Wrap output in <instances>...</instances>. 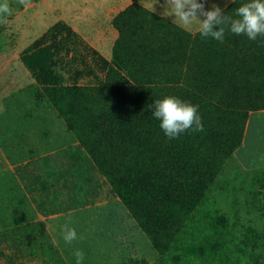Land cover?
<instances>
[{"label": "trees", "instance_id": "trees-1", "mask_svg": "<svg viewBox=\"0 0 264 264\" xmlns=\"http://www.w3.org/2000/svg\"><path fill=\"white\" fill-rule=\"evenodd\" d=\"M138 2L111 20L108 59L61 22L26 47V107L31 98L55 112L157 254L152 264H264V169L244 172L234 158L250 113L264 110V36L202 38ZM165 96L197 105L203 131L169 139L149 107ZM44 237L40 223L0 230V260L64 264Z\"/></svg>", "mask_w": 264, "mask_h": 264}, {"label": "rangeland", "instance_id": "rangeland-1", "mask_svg": "<svg viewBox=\"0 0 264 264\" xmlns=\"http://www.w3.org/2000/svg\"><path fill=\"white\" fill-rule=\"evenodd\" d=\"M70 1L28 0L26 4L21 5L19 0H7V3L11 2L13 7L12 15L6 17V23L2 24L0 28V105L5 101L11 105L14 104L16 115L8 123V126H5L4 122L7 121V118L5 114L3 115V108L1 109L0 106V131L7 133L6 136L8 138L6 140V149L0 145V171H3V168L10 169L9 165L12 166L11 169H14V159L20 152V149L14 147L16 143L20 144L21 141L28 143L43 142L55 136L56 143H54V146L64 147L72 143V141L68 142V140H74L73 136L66 131L63 122L47 103L36 104L29 98L30 104L26 107V110L29 111H26L22 105L19 106V102L14 100L17 96L12 95L16 93L23 94L24 98H27L24 89L33 83L29 72L19 59V54L54 24L61 22L75 32L84 45L91 50H95L103 58L108 59L111 47L117 38V32L113 29L111 23L116 13L126 8L133 1H139L140 5L151 10V4L154 2V0H111V4L101 16H91L85 9L95 7L97 0H73L79 3L75 13L67 5ZM198 2L205 3V10H210L212 3H216L221 10L225 9L230 3L227 0H198ZM163 4L164 0H157L156 4L153 5L155 9L153 12L169 21H173L174 17L162 15L164 11ZM200 19H203V17H200ZM191 32H195V30ZM85 54L87 56L85 59L86 64L91 66L93 58L90 57H92V54L90 52ZM0 136L2 135L0 134ZM12 140H16V142H13L14 145L10 146L9 144ZM242 170L247 173L251 172ZM36 176L38 177L39 175ZM26 184V182H21L19 187L23 188L25 196L27 194V202L32 200V198L38 200L39 194L36 193V190L39 188H30ZM108 196L111 197L112 195L109 193ZM107 199L102 200L101 206H104ZM65 213H67V210ZM113 215V219L109 220L106 227L97 230L98 237L92 236L91 229L74 227L77 236L83 238V235L91 236L100 241L98 248L101 251L98 249L97 256L89 254L88 256L93 258L90 260L84 258L83 264L154 263L157 260V254L151 249L147 239L138 230L127 212L119 211V213L115 212ZM36 216V219H44L41 214ZM52 217H54L53 214L48 218ZM11 218H13V214L10 216V211H1L0 229L8 227ZM55 222L56 219L52 220L51 224ZM57 236L59 245L62 248L73 247L74 243L71 245L65 244L62 239L61 229ZM67 258L69 264H76L74 256L69 255ZM0 264L4 263L0 260Z\"/></svg>", "mask_w": 264, "mask_h": 264}, {"label": "crops", "instance_id": "crops-1", "mask_svg": "<svg viewBox=\"0 0 264 264\" xmlns=\"http://www.w3.org/2000/svg\"><path fill=\"white\" fill-rule=\"evenodd\" d=\"M110 4L111 0H97L95 7L85 9V11L91 16H101ZM67 5L74 11L73 13L79 7V3L73 0ZM23 98L24 96H17L14 100L26 110L28 100H25L26 98L23 100ZM7 104L9 109L2 111L7 118V121L4 122L5 126H8V123L16 115L15 105ZM263 121L264 110L250 113L242 144L234 152L235 160L245 171L264 169ZM0 134L2 135L0 136L2 139L0 145L6 149L7 133L1 130ZM66 135L68 136L67 133ZM55 139L56 137L53 136L43 142L21 141L20 144H15L14 147L20 149V152L14 159V169H11L12 166L9 165L10 169L3 168L4 170L0 171V212L8 210L10 216L13 214L9 226L3 229L20 224L29 226L40 223L44 226L45 231L43 244L52 246V250L59 255L64 264H69L67 256H74L75 249H81L85 258L90 260L93 257L88 256L89 254L97 256L100 241L91 236L83 235L84 238L77 236L72 248H62L57 236L61 226L71 219V227L91 229L92 236L98 237L97 230L106 227L109 220L113 219L115 212L125 213L126 210L118 198L111 193L108 183L98 173L78 143L75 140H68V142L72 141L70 145L57 147L54 146ZM13 142L16 140H12L9 145H14ZM21 182H26L27 187L39 188L36 190L39 199L32 198L35 202L32 200L27 202V194L25 196L23 188L19 187ZM109 193L112 195L111 197L108 196ZM106 198L108 199L104 206H101L102 200ZM66 210L67 213H65ZM37 214H41L44 219H36ZM52 214L54 217L48 218ZM55 219L56 222L51 224V221ZM103 223L105 224L103 225ZM99 250L101 251V249ZM44 260H46L45 257L30 261L24 260V264H42Z\"/></svg>", "mask_w": 264, "mask_h": 264}, {"label": "clouds", "instance_id": "clouds-1", "mask_svg": "<svg viewBox=\"0 0 264 264\" xmlns=\"http://www.w3.org/2000/svg\"><path fill=\"white\" fill-rule=\"evenodd\" d=\"M28 0H19L24 5ZM151 4V12L155 11ZM234 3V0H227ZM163 16L174 17L172 23H177L185 31H197L202 38L211 37L221 43L225 31L249 40L255 41L258 36H264V0H247L238 6L235 15H226L216 3L211 4L210 10H205V3L198 0H164ZM12 15V9L7 0H0V24L6 23V17ZM203 17V19H200ZM152 116L160 121V128L169 139L177 138L189 129L203 131V123L198 114V106L184 102L173 96H165L155 100L152 105ZM72 221L69 219L61 226L62 239L71 245L77 239ZM73 255L76 264H83L85 254L81 249H75Z\"/></svg>", "mask_w": 264, "mask_h": 264}]
</instances>
